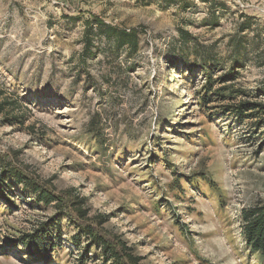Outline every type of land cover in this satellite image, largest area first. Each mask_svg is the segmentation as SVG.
Instances as JSON below:
<instances>
[{
  "label": "rangeland",
  "instance_id": "374dc122",
  "mask_svg": "<svg viewBox=\"0 0 264 264\" xmlns=\"http://www.w3.org/2000/svg\"><path fill=\"white\" fill-rule=\"evenodd\" d=\"M0 92V264H264V0H0Z\"/></svg>",
  "mask_w": 264,
  "mask_h": 264
},
{
  "label": "trees",
  "instance_id": "16d2710c",
  "mask_svg": "<svg viewBox=\"0 0 264 264\" xmlns=\"http://www.w3.org/2000/svg\"><path fill=\"white\" fill-rule=\"evenodd\" d=\"M94 25L100 26L102 29L104 28V33L107 36L115 38L117 41L120 42L121 45H128L131 47L132 50L138 49L139 39L137 36V32L133 31L131 33H127L123 30H118L116 28L110 27L106 25V23L101 22L97 19L86 24V36H85V52L83 53V61L86 63L87 58L91 54L92 50V40L89 37V32L92 30ZM181 37L185 41H187L188 37L183 32H181ZM205 67L206 64L204 65ZM233 78V77H232ZM235 78V77H234ZM225 92L229 91V88L222 89ZM206 91V90H205ZM231 94H234L232 91L229 93L227 97H231ZM4 95L3 92H0V100L1 97ZM205 97L204 95H202ZM234 96V95H232ZM226 98V96H223ZM6 106L17 107L16 102L7 103L3 102L0 104V113L5 111ZM228 112L233 113L238 118L246 120V119H254L258 118V115L264 114V104L263 103H250V102H240L237 106L229 107ZM248 116V117H247ZM261 122L264 124V120L261 119ZM18 184L24 186L25 189H32V193L36 196L37 200L43 204H50L53 199H51L50 195L43 191V189L39 187H31V184L24 179L18 178ZM242 219L244 222V230H245V238L248 245L258 253L264 255V206L250 208L248 210L243 211ZM112 258L115 257L114 253L111 252L109 249L105 250V255H108Z\"/></svg>",
  "mask_w": 264,
  "mask_h": 264
}]
</instances>
